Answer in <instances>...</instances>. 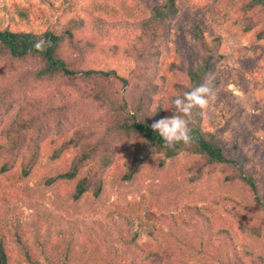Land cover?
<instances>
[{"label":"trees","instance_id":"obj_1","mask_svg":"<svg viewBox=\"0 0 264 264\" xmlns=\"http://www.w3.org/2000/svg\"><path fill=\"white\" fill-rule=\"evenodd\" d=\"M158 1L98 0L86 8V18L75 15L60 32L0 28V124L17 108L13 119L0 130V173L9 171L19 156L22 157L19 177L24 178L38 150L52 154L53 159L74 151L73 158L65 159L63 167L45 184L58 183L59 194L78 201L88 194L97 197L107 173L130 182L141 163L151 155L157 154L163 161L185 152L198 157L195 162L199 170L217 167L225 181L248 186L259 204L253 178L243 169L246 159L240 149L226 152L216 144L213 134L202 127L203 109H194L189 118L192 135L189 144L165 147L151 125L170 117L174 111L171 101L192 87L211 80L214 90L216 82L209 75L217 61L218 32L225 22L232 20L243 33L253 31L257 41L264 40V24L257 29L260 22L264 23V0H215L209 9L210 18L200 15L195 5L178 14L175 0H166L161 5ZM19 15L27 28L28 13L22 10ZM173 23L178 35L183 34L187 25L200 51L190 56L195 66L187 72V81L181 82L174 76L167 79L168 87L173 88L167 92L160 77L165 70L161 68L165 42ZM206 28L210 34L207 38ZM86 32L98 39L117 33L131 36L123 51L135 64L128 77L115 70L84 66L86 40H91L85 37ZM40 39L49 42L42 52L33 48ZM106 52L116 54L118 48ZM85 167L86 172L80 176ZM12 198L11 186L0 181V202L7 203ZM142 209L143 214L126 212L118 219L124 234L117 244L120 252L131 258L119 259L118 253L113 259L107 252L99 255L96 264H264V255L238 250L234 245L235 222L251 235L264 238L262 226L252 224L238 208L230 211L232 217L215 215L212 220L201 209L191 206L183 207L186 217L180 220L155 208L154 203ZM197 219L202 221L207 237H211V247L218 243L230 250L228 259L203 262L174 245L138 243L140 231L133 228L137 223L138 228L144 227L145 233L156 240L158 230L166 225L176 228L180 223L182 228L177 230L182 231ZM26 261L31 262L32 258L26 255ZM7 262L8 249L0 240V264Z\"/></svg>","mask_w":264,"mask_h":264},{"label":"rangeland","instance_id":"obj_2","mask_svg":"<svg viewBox=\"0 0 264 264\" xmlns=\"http://www.w3.org/2000/svg\"><path fill=\"white\" fill-rule=\"evenodd\" d=\"M96 1L0 0V28L60 32L75 15L85 17L86 8ZM165 1L159 0V5ZM214 1L175 0V4L178 14L187 6L195 5L200 15L210 18L209 9ZM22 10L29 16L27 28L20 22ZM263 24L260 22L257 29ZM175 27L173 23L161 66L165 70L160 78L167 92L173 91L167 79L174 76L181 82L187 81V72L195 66L190 56L200 51L187 25L181 35ZM204 32L206 38L210 36L207 28ZM218 34L217 61L209 75L216 87L203 109L202 127L213 134L214 141L224 151L240 149L246 159L243 169L253 178L259 204L248 186L225 181L217 167L206 166L199 170L195 162L198 157L185 152L163 161L159 155H151L141 163L130 182H122L107 173L97 197L88 194L73 201L59 194L58 183L47 186L45 181L57 174L65 159L73 158L74 151L53 159L52 154L40 149L27 177H19L22 159L19 156L9 171L0 173V181L10 185L13 193L9 202H0V240L8 249V264L17 261L21 264H96L99 255L107 252L113 259L119 253V259L129 260L131 255L120 252L117 244L124 234L118 219L126 212L143 214L142 207L149 203H154L155 208L165 214L174 215L177 220L186 217L182 211L184 206L201 209L211 220L215 215L232 217L230 211L238 208L252 224L262 226L264 236V40L257 41L253 31L243 33L232 20L225 22ZM85 37L91 40H86L84 66L115 70L121 76H129L135 64L123 51L131 36L117 33L98 39L86 32ZM114 47L118 48L116 54L106 52ZM16 110L14 108L3 118L0 130L13 119ZM86 170L87 167L83 168L79 175ZM179 227L182 228L180 223L176 228L166 225L158 230L154 240L145 233L144 227L138 228L137 223L133 226L140 231L138 243L174 245L203 262L229 258L230 250L225 245L210 246L211 237H207L199 219L182 231L177 230ZM233 235L238 250L264 255L263 237L251 235L237 222ZM26 255L32 258L31 262L26 261ZM46 257L51 258L47 260Z\"/></svg>","mask_w":264,"mask_h":264},{"label":"clouds","instance_id":"obj_3","mask_svg":"<svg viewBox=\"0 0 264 264\" xmlns=\"http://www.w3.org/2000/svg\"><path fill=\"white\" fill-rule=\"evenodd\" d=\"M49 42L40 39L33 44V48L42 52ZM214 95L211 80L192 87L183 96L176 97L171 101L172 115L155 121L151 128L162 138L165 147L172 148L177 143L189 144L192 140L191 128L189 127L193 110L207 107L209 98Z\"/></svg>","mask_w":264,"mask_h":264}]
</instances>
